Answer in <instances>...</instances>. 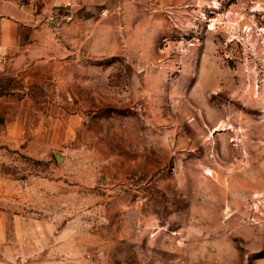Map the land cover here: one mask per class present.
Returning <instances> with one entry per match:
<instances>
[{
	"label": "rangeland",
	"instance_id": "obj_1",
	"mask_svg": "<svg viewBox=\"0 0 264 264\" xmlns=\"http://www.w3.org/2000/svg\"><path fill=\"white\" fill-rule=\"evenodd\" d=\"M17 1L0 260L264 264V0Z\"/></svg>",
	"mask_w": 264,
	"mask_h": 264
},
{
	"label": "crops",
	"instance_id": "obj_2",
	"mask_svg": "<svg viewBox=\"0 0 264 264\" xmlns=\"http://www.w3.org/2000/svg\"><path fill=\"white\" fill-rule=\"evenodd\" d=\"M23 9L17 0H0V61L18 41L24 25ZM0 264H7L0 260Z\"/></svg>",
	"mask_w": 264,
	"mask_h": 264
}]
</instances>
